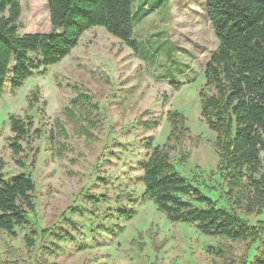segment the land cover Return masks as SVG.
I'll return each mask as SVG.
<instances>
[{
    "label": "rangeland",
    "instance_id": "374dc122",
    "mask_svg": "<svg viewBox=\"0 0 264 264\" xmlns=\"http://www.w3.org/2000/svg\"><path fill=\"white\" fill-rule=\"evenodd\" d=\"M140 1L154 8L137 22L138 52L96 26L46 74L28 78L15 93L7 85L0 99V171L6 177L31 174L36 208L29 213L30 224L17 227L16 237L0 231V264H228L245 254L246 243L206 236L190 224L171 222L152 200L143 198L140 177L149 153L145 143L149 137L154 145L168 141L169 111L183 113L190 133L175 150L187 155L178 171L201 181L204 192L214 199L220 191L203 182L213 183L209 175L217 171L220 155L217 134L202 118L199 95L202 89L207 95L217 93L206 86L204 75L218 46L206 0ZM21 5V33L51 31L48 0H21ZM174 80L189 83L174 90L170 85ZM74 85L99 107L92 137L65 112L76 96ZM10 115L33 121L18 156L8 146L14 136ZM154 120L158 125L147 129L144 124ZM57 121L64 136L57 134ZM261 173L264 160L256 177ZM124 193L135 202L120 200ZM87 195L107 197L108 202L95 205ZM134 205L136 215L120 221L121 229L107 216ZM241 211L253 224L264 220V210ZM33 230L50 234L32 235ZM64 231L73 238L59 243L54 235ZM26 235L33 238L32 247L26 244ZM58 243L61 249L52 252ZM209 245H220L225 258L208 253Z\"/></svg>",
    "mask_w": 264,
    "mask_h": 264
},
{
    "label": "trees",
    "instance_id": "16d2710c",
    "mask_svg": "<svg viewBox=\"0 0 264 264\" xmlns=\"http://www.w3.org/2000/svg\"><path fill=\"white\" fill-rule=\"evenodd\" d=\"M137 2L135 6V0H48L51 31L21 33V0H0V99L7 85L15 93L28 78L46 74L48 67L69 56L83 34L93 27H104L138 52L134 37L137 22L154 7H147L146 1ZM206 10L218 46L204 75L206 86H213L217 93L207 95L202 89L199 95L202 118L217 134L220 160L217 171L209 175L213 183L203 184L219 190L220 195L214 199L204 192L201 181L178 171L177 165L186 161L187 155L185 151L176 154L175 150L190 133L183 113L169 111L172 130L168 141L154 145L153 137H149L145 143L149 153L140 177L143 198L152 200L171 222L190 224L206 236L246 243L247 250L240 261L228 264H264V220L253 224L241 211L252 214L264 210V174L256 177L264 160V0H206ZM187 83L174 80L170 85L179 90ZM74 91L76 96L65 112L72 121H80L82 132L92 137L99 107L81 86L74 85ZM9 122L14 136L8 146L18 156L33 121L10 115ZM144 125L153 129L158 123L154 120ZM56 128L59 136L65 135L58 121ZM61 146L66 149L64 144ZM35 190L31 174L20 172L6 177L0 171V231L16 237L17 227L30 224L29 213L36 208ZM123 199L135 202L129 193H124L120 200ZM87 200L95 205L108 202L107 197L90 195ZM136 212L134 205L107 216L117 220L116 226L121 229L120 221L131 220ZM48 233L31 231L41 237ZM54 236L59 243L73 238L69 231ZM25 239L29 247L34 245L30 235ZM59 243L52 252L61 249ZM207 251L220 258L226 256L220 245H209Z\"/></svg>",
    "mask_w": 264,
    "mask_h": 264
},
{
    "label": "bare ground",
    "instance_id": "6f19581e",
    "mask_svg": "<svg viewBox=\"0 0 264 264\" xmlns=\"http://www.w3.org/2000/svg\"><path fill=\"white\" fill-rule=\"evenodd\" d=\"M49 10V9H48Z\"/></svg>",
    "mask_w": 264,
    "mask_h": 264
}]
</instances>
